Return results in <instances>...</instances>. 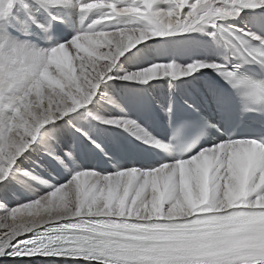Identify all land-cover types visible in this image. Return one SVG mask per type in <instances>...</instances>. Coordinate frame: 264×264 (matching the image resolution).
<instances>
[{"label": "snow or ice", "instance_id": "snow-or-ice-1", "mask_svg": "<svg viewBox=\"0 0 264 264\" xmlns=\"http://www.w3.org/2000/svg\"><path fill=\"white\" fill-rule=\"evenodd\" d=\"M0 264H264V0H0Z\"/></svg>", "mask_w": 264, "mask_h": 264}]
</instances>
